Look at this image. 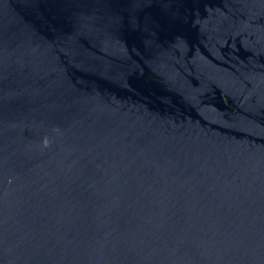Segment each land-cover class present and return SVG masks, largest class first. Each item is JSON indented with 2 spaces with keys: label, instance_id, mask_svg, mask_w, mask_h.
Returning <instances> with one entry per match:
<instances>
[{
  "label": "water",
  "instance_id": "obj_1",
  "mask_svg": "<svg viewBox=\"0 0 264 264\" xmlns=\"http://www.w3.org/2000/svg\"><path fill=\"white\" fill-rule=\"evenodd\" d=\"M0 264H264V0H0Z\"/></svg>",
  "mask_w": 264,
  "mask_h": 264
}]
</instances>
